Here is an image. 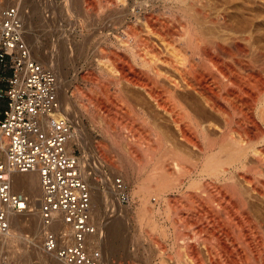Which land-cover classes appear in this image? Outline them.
I'll use <instances>...</instances> for the list:
<instances>
[{"label": "bare ground", "instance_id": "1", "mask_svg": "<svg viewBox=\"0 0 264 264\" xmlns=\"http://www.w3.org/2000/svg\"><path fill=\"white\" fill-rule=\"evenodd\" d=\"M21 1L1 0L2 4L14 2L16 6ZM53 1L43 6L51 12V16L43 12V24L52 28L55 60L59 65L61 59L74 65L73 56L94 41L99 55L96 67L112 77L110 81L117 89L111 100L115 113L110 114L113 110H107L104 99L100 100L95 92L87 99L96 103L105 123L103 129L106 134L107 129L112 132L113 139L110 138L115 148L122 149L119 124L127 123L125 118L132 122L142 120L129 142L125 140L127 156L119 157L113 166L117 173L125 170L126 158L130 157L145 170L132 191L141 200L135 210L138 220L144 219L145 213L153 218L166 203V213L177 214L191 227V236L180 234L191 264H204L199 246L205 249L208 264H264V0H64L62 10H56ZM24 16L26 37L25 27L30 23L24 21ZM27 39L32 55L47 66L50 57L40 51L41 46L29 34ZM59 67L57 71L49 67L55 73L56 86L60 82L56 77L63 78L62 66ZM124 86L129 87L137 101L145 103L147 97L168 124L163 120L145 121L147 113L131 105ZM100 88L104 96H112L104 83ZM58 98L62 103L59 95ZM62 98L64 105L60 103L58 115L73 127H80L76 107L70 106L66 96ZM87 105L79 103L78 109L88 113L93 121L95 114L90 113ZM120 113L125 115L124 120L119 119ZM74 131L70 149L83 144L81 135ZM85 158L82 155L78 161L91 194V219L98 230L102 228V246L113 247L120 239L117 224L125 214H116L107 222L100 220V206L107 203L110 194L96 177L89 176L91 172H83L88 169ZM117 175L126 191L125 178ZM111 176L104 175L103 183L111 187L116 197L115 178ZM12 187L27 194L29 204L23 212L10 213L9 230L0 233V258L5 250H19L14 241L17 234L11 226L13 221L20 225L21 217L27 213L32 215V221L39 219V210L30 211L35 204L40 209L38 174L14 173ZM150 217L146 218L151 221ZM39 226L40 220L33 227L35 232ZM33 237L29 239L30 245L36 241ZM98 239L97 232L90 235L88 245L97 247ZM42 252L36 262L46 264L45 256H50ZM175 256V264H184L183 257ZM102 263L108 262L103 258Z\"/></svg>", "mask_w": 264, "mask_h": 264}, {"label": "built area", "instance_id": "2", "mask_svg": "<svg viewBox=\"0 0 264 264\" xmlns=\"http://www.w3.org/2000/svg\"><path fill=\"white\" fill-rule=\"evenodd\" d=\"M21 13L18 6H0V233L9 230L10 213L29 204L27 194L13 189L12 174L33 171L41 190L43 251L60 264H101V251L88 245L97 226L88 184L69 147L73 126L58 115L54 72L33 57ZM114 189L117 203H127L120 178Z\"/></svg>", "mask_w": 264, "mask_h": 264}, {"label": "rangeland", "instance_id": "3", "mask_svg": "<svg viewBox=\"0 0 264 264\" xmlns=\"http://www.w3.org/2000/svg\"><path fill=\"white\" fill-rule=\"evenodd\" d=\"M50 2H51V0H47V1H45V0H24L23 1L22 0L21 3L19 2L17 6H19L20 10L23 8L21 10L23 16H24V12H26L25 13L26 17L24 16V21L25 22L27 21L28 23H30V26L27 23L26 24L28 26L25 25L26 26L25 27V35H26L25 40L27 42V45H30V44H28L29 40L27 39V35L29 34L30 37L34 38V40L36 41L38 46L42 47V48L40 47V51H42V53H44L45 56L50 57V59H49L50 62L48 63V65L46 67L49 66L52 70L57 71V68L59 69L60 68L59 66L60 65L62 66L63 78L62 77L58 78L59 75L56 77L57 80L60 79L59 80L60 82L57 81L58 82L57 92H58V95L60 96V101H62V103L61 102L60 103L62 106L64 105V102H63L64 100L62 97L66 96V98L68 99V102L71 101L70 103H72V105L69 103L70 106L71 107L74 106L73 107L74 109L76 107V109H75L76 110V117H78V121H80L81 126L80 127L78 126L79 128L77 127L79 130L77 128H75L76 126L73 127V130H75L74 132L77 135H78V133L81 135V137H82L81 141L83 144H85V142H86L85 145H83V144L80 146L74 145L73 149H75V152H76L78 157H82V155H84V158L86 157L85 159H86L87 165L89 167L85 166L88 169H86L83 172H87V173L91 172L89 174V176L92 178H93V176H94V178L96 177L98 180V183L100 182L99 185L101 184L100 186L102 188H104L105 191L107 190L106 193L108 192L107 194H110L106 197V202L110 203V204L112 203V204L108 205L107 203L106 204L104 203V205L102 204L100 206V210H101L100 211V215H101L100 220L103 222H107L108 220H110V218L113 219L116 216V214L119 215L121 212H123V214H125V217H123V219L121 221V222L124 221V223L120 224L121 223L120 222V223H118L119 225L117 224V226L120 230V233H119L120 239L116 242V245H113V247H111V246L109 247V245L107 243L106 244L108 247L106 246V248H105L104 246H102L103 244H101V242H102V236L104 234L102 232V228L100 230L97 229L98 238L101 239V240L98 239V241L101 245L98 244L97 247L101 251L102 259L104 258L105 260H107L108 263H106V264H175V261H174L176 258L175 255L179 254V256L183 257V258H181L182 263L191 264V261L187 258V256H185V253H186V249H185V245H184L185 242L181 236L183 233L186 235V237L191 236V227H189L188 223L186 221H184V219L180 218L177 214L172 213V212H171L172 214L166 213L165 210L163 209L164 207H167L166 203L165 204L162 203V205H163L162 206V212L164 211L166 214L164 212L163 213L161 212V213H158L157 215H154L152 218L145 213L144 215L146 217H150L149 218L150 220L152 218V220L149 221L146 217H144V215H143L144 219L140 218L138 220L139 217L136 215L135 210L138 209L137 207L139 206V204H141V200L139 199L138 195L132 194L133 193L132 191L135 189L136 183H139V181H141V179H142L141 177H144L145 170H142L139 164L137 165V163L134 160H131L129 157V158H126L127 161L125 160L127 164H126V169L123 170L124 172L118 171V173L120 175H122V177L125 178V182L128 184V185H126V188H127L126 193H127V197H129V198H127L128 202L125 204H121L123 206V208L121 210L119 209V206H121V205L117 203L116 197L114 195H112L111 187L108 186L109 188H107V185L106 184L104 185V183H103V180L105 178L104 175L107 176L109 174L111 176V174H112V176H111L112 178H117L118 173L115 172L116 169L114 170L113 166H115V164L117 165V161H118L119 157H121V156L124 157L127 154V150L125 148L126 142H129V139H131V137H132L131 134L134 132V130H136L135 126L142 124L141 123L142 120L139 121L136 118L137 120H134V122H132L131 120H128L125 118V122H127V123H123L125 126L123 124H122V126L119 124V127L117 129H119V131L121 132V135H122L121 136L122 137L121 138L122 139L121 140V146H122L121 148L122 149L119 150V149L115 148L114 142L112 140L113 138L110 134L112 132L109 131L110 129L109 130L107 129L108 134H106V131H105L106 129H103V128H105L103 126L105 123H104L103 117H101L102 116L101 112L98 110L96 103L90 102L87 99L88 97L91 96L92 93L95 92L98 95V98L101 97L100 100H102V98L104 99V103H106L105 104L106 109L109 111H110V109L113 110V111H111L112 113L110 112V114H113L115 109H112V107H111L112 106L111 100L114 98V95L117 93V89L115 88V86L110 81L111 80L110 78H112V77L106 71H103V70L99 69V67H96L97 66L96 60L98 59L97 56H99V55H97V53L95 52V48H94L95 42L94 41L92 43L88 42L89 44L91 43L93 45V47L91 44H90L91 47L89 46V44H86L87 47L83 50V51L88 50L90 52L85 51L83 53V51H82L81 54L77 55L79 58H77L76 55L73 56V58H74L73 64L74 65L77 64L76 66L71 65L69 62L67 64H65L63 59H61L60 65H59V62L57 60H55L54 49H56V46H55L56 43L54 40H52L54 37L50 36V31H51L50 29H52V28L45 26L43 24V22L45 23V17H44L43 12L49 13V15L51 16V14H50L51 12H50L49 8L47 9L48 11H45L46 9L44 10L43 6L48 5ZM28 3H29V5H28ZM43 3H45V4H43ZM53 3L57 6L56 10L58 8L60 10H62L61 7H63L64 0H54ZM10 4L14 5L15 3L14 2H6L3 4L1 3L0 6H6V5H10ZM30 13H33V14L31 15ZM28 16H30V17H28ZM27 17H28V19L25 20ZM78 39L79 38H77L76 41ZM36 43L34 42L32 45L35 46L34 44H36ZM92 48L94 49V51ZM82 54H83V56H82ZM88 55H89V58H88ZM33 57L36 59V56H33ZM81 58L83 59V61ZM36 60L38 61L41 59H39V57H38ZM62 62H64V64H62ZM80 64H81V66H80ZM73 67H76V68H73ZM54 68H56V69H54ZM90 78L93 79V81H91ZM100 82L104 83L105 87L112 94V96H110V98L107 96H104L103 90L100 88V85H102V83H100ZM98 83H99V85H98ZM124 87H125L124 90H126L128 92V95H127V92H125V91H124V94L126 93L125 95L128 96L127 97L128 100L130 99L129 102H132L131 105H133V107H136V110L138 109L141 112L147 113V114H145L146 116H144L145 119L143 118L145 121L149 120L148 122L156 123L157 121L159 122V121L163 120L162 115H160L161 113L155 109V107L153 106V104L151 103V101L147 97H145L144 99L146 101L149 100V101H147L148 104L146 103L145 100H144L145 103H143L142 101H137L136 98H134L135 96L131 92V90L128 91L129 87L128 88H127V86H124ZM94 90H96V91H94ZM132 99H135V100L133 101ZM79 103H80V105H84V106H85V104L88 103L87 106L90 108V110H89L90 113L93 112L92 114H95L94 115L95 120L93 118V121H92V118L88 115V113L79 111V109H78ZM147 106H149V107H147ZM125 108H126V105H125ZM122 111L124 112V111H126V109L123 108ZM98 112H100V113H98ZM77 113H78V115H77ZM155 113H156V115H155ZM121 114L122 113H120V115ZM124 116L122 114L121 118H119V119L124 120L123 119ZM139 119H141V118H139ZM163 121L168 124L167 120H163ZM82 134H83V136H82ZM109 134H110V136H109ZM141 136H139V140H140ZM125 140H126V142H125ZM142 140H143V136L141 138L140 143L143 142ZM83 141H85V142H83ZM83 147H85V148H83ZM92 148L94 149L93 151H92ZM121 152H123V153H121ZM139 153L140 154H138V155H141V152H139ZM137 167H139V168H137ZM137 169H138V171L136 172ZM113 176H115V177H113ZM118 178H120V177H118ZM103 186H105V187H103ZM131 194H132V196H131ZM110 196H111V198H110ZM112 198L113 199L115 198V200H112ZM107 199H109L110 201L109 200L107 201ZM114 201H116V202H114ZM128 204H129V206H128ZM117 209L119 211H117ZM36 210H39V205L38 204L32 205L30 211L35 212ZM133 211H135V212H133ZM114 212H116V213H114ZM113 213L115 215H113ZM120 218H121V216H120ZM141 219H142V221H141ZM32 220H33L32 215L27 213V215H23V217H21L20 225L16 224L13 221L11 226H12L14 234H17V237L14 238V241H15L16 245L19 246V250L18 251L13 250L11 252L8 250L7 251L5 250L3 253H1L0 264H10L11 261H13L14 264H40V262H36V261H39L41 259L40 256L43 253L42 252L43 250L41 249L42 248L41 243H42L43 229L39 226V227H37L38 231L35 232V229H33V227L35 228V226L37 224L39 225V219H37L38 221L36 220V223L34 222L35 220L34 221H32ZM144 222H146V223H144ZM149 222H151V225ZM120 225L123 228L120 227ZM21 227H22V230H20ZM30 227H32V228H30ZM177 234H178V236H177ZM33 236H36V241L33 245H30L29 239L30 238L34 239ZM178 237H179V239H178ZM180 237H181V239H180ZM96 241H97V239H96ZM27 252H31L30 256L26 255ZM199 252H200V256L203 259L204 264L205 263L208 264L207 263L208 260L206 259L207 254L205 252V249L202 246H199ZM45 258H46V261H45L46 264H55V262H53V260H51V258L49 259L47 256H45ZM101 264H103V263L101 262Z\"/></svg>", "mask_w": 264, "mask_h": 264}]
</instances>
